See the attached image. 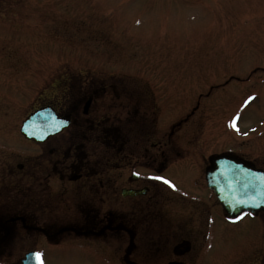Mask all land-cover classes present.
<instances>
[{
    "label": "rangeland",
    "instance_id": "rangeland-1",
    "mask_svg": "<svg viewBox=\"0 0 264 264\" xmlns=\"http://www.w3.org/2000/svg\"><path fill=\"white\" fill-rule=\"evenodd\" d=\"M64 67L72 79L125 82L136 96L143 90L158 104L163 128L192 112L176 126L179 137L186 135L182 145L205 147L212 156L227 152L264 170V0H0L1 122L7 113L17 129L34 105L56 102L60 88L47 83ZM204 164L194 184L162 178L186 199L177 213L164 210V255L171 248L165 229L174 224L194 241L179 264L257 262L264 256V211L234 227H215L219 238L208 249L206 219L214 220L219 204L205 186ZM200 209L210 214L194 231L185 213ZM149 217L147 258L136 263L165 264L155 260L157 227ZM125 249L121 239L70 241L38 253L42 264H126Z\"/></svg>",
    "mask_w": 264,
    "mask_h": 264
},
{
    "label": "flooded vegetation",
    "instance_id": "flooded-vegetation-1",
    "mask_svg": "<svg viewBox=\"0 0 264 264\" xmlns=\"http://www.w3.org/2000/svg\"><path fill=\"white\" fill-rule=\"evenodd\" d=\"M71 76L65 70L48 81L47 89L60 88L58 100L32 109L50 106L59 118L67 120V126L57 134L40 142L25 139L19 127L8 121L9 114L5 113V123L0 115V264H22L27 253L70 241L93 245L99 240L112 243L116 239L126 244V264H137V260L147 258L144 229L150 223V212L158 231L152 242L159 253L155 260L179 264L177 259L190 252L194 241L169 224L165 230L170 234L171 248L165 256L168 246L163 243L162 226L164 213H177L186 204L180 199H186L165 185L162 178L167 176L175 182L189 179L194 184L200 179V164L205 163L204 171L210 170L215 157L213 153L204 154L205 147L196 149L180 143L186 135L179 137L176 126L186 123L193 113L163 128L158 104L149 103L143 90L136 96L125 82L80 81ZM131 133L142 139L130 142ZM219 155L237 158L227 152ZM126 191L139 194L126 195ZM124 203L126 207H116ZM192 206L194 210L199 203ZM191 214L185 213L189 227L195 231L203 226L202 219L210 210ZM258 214L247 212L231 218L219 204L214 220L206 219L203 239L208 249L219 238L215 227H234L245 217ZM119 215H126V220L117 218ZM176 245L187 246L189 252L181 256L182 249L177 248L175 253ZM257 260L245 264H264V256Z\"/></svg>",
    "mask_w": 264,
    "mask_h": 264
},
{
    "label": "water",
    "instance_id": "water-1",
    "mask_svg": "<svg viewBox=\"0 0 264 264\" xmlns=\"http://www.w3.org/2000/svg\"><path fill=\"white\" fill-rule=\"evenodd\" d=\"M65 124L66 121L57 119L46 107L29 115L22 122L20 133L28 139L42 141ZM213 168L212 172L206 173L207 186L214 191L227 214L264 210V171L253 170L228 158L216 159ZM23 264L35 263L29 259Z\"/></svg>",
    "mask_w": 264,
    "mask_h": 264
},
{
    "label": "snow or ice",
    "instance_id": "snow-or-ice-1",
    "mask_svg": "<svg viewBox=\"0 0 264 264\" xmlns=\"http://www.w3.org/2000/svg\"><path fill=\"white\" fill-rule=\"evenodd\" d=\"M251 99V97H249V100ZM245 103H247V101H245ZM165 183H168V181H164ZM35 256H36V258H37V261H38V264H40V262H39V256H40V254L39 253H35Z\"/></svg>",
    "mask_w": 264,
    "mask_h": 264
}]
</instances>
